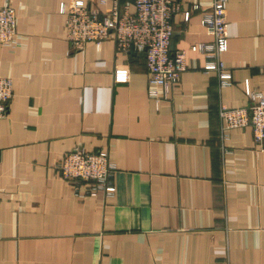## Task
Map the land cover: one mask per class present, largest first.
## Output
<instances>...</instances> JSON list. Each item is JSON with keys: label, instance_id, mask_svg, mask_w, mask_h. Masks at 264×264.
<instances>
[{"label": "crops", "instance_id": "1", "mask_svg": "<svg viewBox=\"0 0 264 264\" xmlns=\"http://www.w3.org/2000/svg\"><path fill=\"white\" fill-rule=\"evenodd\" d=\"M81 1L100 16L115 2ZM176 1L170 51L186 70L166 91L149 87L142 51L113 38L72 48L68 0H0L16 19L14 46L0 43L13 94L0 120V264H264V142L219 116L248 106L246 86L264 96V0L226 2L229 85L195 48L213 42L201 25L213 0ZM74 148L107 153L112 196L61 178Z\"/></svg>", "mask_w": 264, "mask_h": 264}, {"label": "built area", "instance_id": "2", "mask_svg": "<svg viewBox=\"0 0 264 264\" xmlns=\"http://www.w3.org/2000/svg\"><path fill=\"white\" fill-rule=\"evenodd\" d=\"M68 1V4H60V12L66 15L67 38L72 48L78 50L88 41L99 44L107 38H113L116 50L120 53L127 54L131 48L142 51L149 87H163L166 91L177 83L186 70L184 54L170 51L174 29L172 17L180 11L176 0H133V13L126 7L120 8L115 0L104 16L89 11L81 0ZM226 2L227 0H213L210 9L202 15L201 25L212 35L213 42L195 45L206 59L203 69L214 71L222 85H229L231 78L219 59V55L226 49ZM188 15L189 13H185L186 18ZM15 38V12L10 5L4 4L0 7V43L13 47ZM154 89H150L149 94L161 99ZM245 93L249 100L248 106L220 108L222 130L250 127L253 140L263 143L264 96L247 86ZM12 95L10 80L0 77V120L8 113ZM223 137L226 139L228 134L223 133ZM115 170L116 167L106 152L90 153L78 148L66 153L58 166L61 178L75 192L83 187L84 194L79 193L80 196H94L100 191L106 196H112L114 187L110 179Z\"/></svg>", "mask_w": 264, "mask_h": 264}]
</instances>
